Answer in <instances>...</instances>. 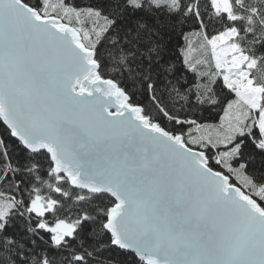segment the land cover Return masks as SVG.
I'll list each match as a JSON object with an SVG mask.
<instances>
[{
  "label": "snow or ice",
  "instance_id": "snow-or-ice-1",
  "mask_svg": "<svg viewBox=\"0 0 264 264\" xmlns=\"http://www.w3.org/2000/svg\"><path fill=\"white\" fill-rule=\"evenodd\" d=\"M0 264H264V0H0Z\"/></svg>",
  "mask_w": 264,
  "mask_h": 264
}]
</instances>
